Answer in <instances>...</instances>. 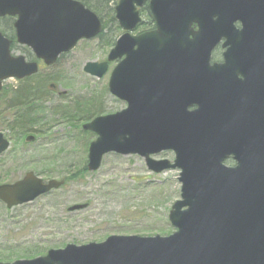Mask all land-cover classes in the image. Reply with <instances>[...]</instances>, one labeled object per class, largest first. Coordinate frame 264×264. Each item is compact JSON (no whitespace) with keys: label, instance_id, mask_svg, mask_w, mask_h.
<instances>
[{"label":"water","instance_id":"95a60500","mask_svg":"<svg viewBox=\"0 0 264 264\" xmlns=\"http://www.w3.org/2000/svg\"><path fill=\"white\" fill-rule=\"evenodd\" d=\"M196 1L120 0L117 18L127 32L107 61H88L84 66L100 78L109 61L121 59L109 90L128 104L83 125L97 134L89 146L88 169L98 170L110 152L138 154L156 173L180 169L181 198L169 213L176 230L154 236L115 234L100 242L72 243L50 249L44 256L0 264H264V162L237 156V166L228 167L224 161L234 149L223 141L213 142L211 132L217 122L211 125L206 120L213 116L189 110L198 101L193 87L197 38H190ZM146 2L157 27L132 35L129 31L141 21L138 8ZM5 15L17 17L18 41L47 64L102 29L99 16L80 0H0V16ZM11 42L0 31V91L6 78H24L38 71L37 62L12 54ZM34 139L35 135L26 138ZM9 145L0 132V153ZM166 150L175 152L174 161L152 157ZM64 182L45 181L28 171L22 179L0 184V200L11 208ZM87 206L74 204L68 209Z\"/></svg>","mask_w":264,"mask_h":264},{"label":"rangeland","instance_id":"374dc122","mask_svg":"<svg viewBox=\"0 0 264 264\" xmlns=\"http://www.w3.org/2000/svg\"><path fill=\"white\" fill-rule=\"evenodd\" d=\"M110 21V15L105 16V23ZM4 25L0 19V27L6 29ZM111 47L99 39L82 40L64 62L52 69L54 72L47 71L51 72L50 78H57L58 90L66 94L49 92L50 98L45 102L47 112L35 126L40 132H33L35 141H20L1 117L0 129L11 139V148L0 154V184L13 182L31 170L45 180L66 179L87 163L89 145L97 135L82 125L94 117L86 119L85 114L83 119L70 122L52 113V109L69 107L73 111L78 101L93 105L101 111L98 115L127 107V102L118 99L108 88L114 62L102 78L84 71L87 61L105 59ZM17 83L16 79H8L5 86ZM153 157L172 160L174 152L163 151ZM179 175L180 169L153 172L138 154L110 152L104 155L98 170L70 178L60 188L30 202L9 208L0 201V258L4 261L32 259L69 243L100 242L115 234L168 235L176 230L169 213L181 198ZM81 203L88 206L74 211L68 209Z\"/></svg>","mask_w":264,"mask_h":264},{"label":"flooded vegetation","instance_id":"af4514ba","mask_svg":"<svg viewBox=\"0 0 264 264\" xmlns=\"http://www.w3.org/2000/svg\"><path fill=\"white\" fill-rule=\"evenodd\" d=\"M109 1L104 11L98 12L102 29L95 39H99L102 44L110 43L112 47L107 57L99 62L108 60L119 37L127 32L117 18L116 7L120 0ZM196 2L198 11L194 14L196 20L190 22L193 33L190 38H197L193 87L198 101L194 102L189 110H200L213 116L212 119H206L211 125L212 122H217L216 129L211 132L213 142L223 141L226 146L234 149L224 161L228 167L237 166V156L254 160L260 158L264 162V0ZM138 10L141 21L129 32L132 35H140L156 29L157 22L148 2ZM109 15L111 21L106 24L105 16ZM4 18L13 20L12 25L5 29L10 30V34L0 29L11 39L13 52L22 54L29 62L38 64L39 70L28 77L37 75L38 79H49L51 72L47 71L54 72L52 69L64 62L63 59L69 52L61 53L55 63L47 64L43 59L37 58L29 46L18 41L16 17L0 16V19ZM120 30L122 31L119 33ZM16 49L21 52H16ZM120 60L109 61V68L110 63L114 62V69ZM56 79L55 77L54 80H47L51 93L65 95V91L58 90ZM19 83L10 87H17ZM4 87L9 88L5 86V82ZM2 95L4 94L0 92V96ZM5 106L4 97L0 99V119L7 116L4 112ZM223 120L226 123L223 124ZM15 260L4 261L0 258V262Z\"/></svg>","mask_w":264,"mask_h":264},{"label":"trees","instance_id":"16d2710c","mask_svg":"<svg viewBox=\"0 0 264 264\" xmlns=\"http://www.w3.org/2000/svg\"><path fill=\"white\" fill-rule=\"evenodd\" d=\"M88 7L94 9L96 12H102L110 3L109 0H82ZM5 22L4 27L8 29L11 24V19H1ZM1 28V27H0ZM2 30L9 32L10 30ZM37 76V75H36ZM28 77L20 81L17 87H9L4 89L2 93L5 95L6 106L4 112L7 116H3L5 126H8L12 130V133L21 138L26 136L30 132H40L35 126L40 124L43 120L45 112H47L45 102L50 98L49 92L51 90L48 86L49 79H38V77ZM48 80V81H47ZM2 95V96H4ZM90 101H88L89 103ZM92 105L85 104L82 101L77 102V106L73 111L69 110V107L62 109L60 107H53L52 113L60 114L66 118L67 121L74 122L75 120L83 119L86 114V119L95 117L101 111ZM88 171L87 163L82 166L77 172L70 177H66V180L70 178H80Z\"/></svg>","mask_w":264,"mask_h":264}]
</instances>
